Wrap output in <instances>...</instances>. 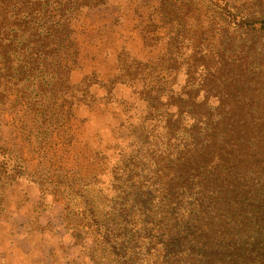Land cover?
<instances>
[{"label":"rangeland","instance_id":"rangeland-1","mask_svg":"<svg viewBox=\"0 0 264 264\" xmlns=\"http://www.w3.org/2000/svg\"><path fill=\"white\" fill-rule=\"evenodd\" d=\"M214 3L0 0V264H152L132 212L161 182L213 264H264V0H219L250 31ZM46 148L135 253L51 206Z\"/></svg>","mask_w":264,"mask_h":264},{"label":"trees","instance_id":"trees-1","mask_svg":"<svg viewBox=\"0 0 264 264\" xmlns=\"http://www.w3.org/2000/svg\"><path fill=\"white\" fill-rule=\"evenodd\" d=\"M214 6L219 9L220 14L225 16L228 21L239 27V30L250 31L244 25L248 20L240 19L235 13H233L227 5H221L219 0H216ZM261 22H254L259 24ZM249 28V27H248ZM264 28V25L263 27ZM51 151L53 154V160L58 157L59 165L52 172L48 173V179H52L51 184L54 185L55 190L53 194L56 200L53 201L51 206L57 205V210L62 216H66L68 210L75 211V203H79L80 214L79 219L89 228L93 229L96 235H99L102 239V243L107 246L115 244V240L108 238L110 235L109 229L106 228L107 224L111 226V232L113 236L123 237L121 243L126 251L131 254L135 253L125 235H128L129 230L125 229V235L120 232V229H124L129 223L128 219H125L122 223H119L118 218L120 215L116 214H102L101 211L94 207V203L90 199V195L87 191H82L78 188V172L80 168L73 166L70 163V156L64 158L63 154H59V150L45 149L43 155ZM70 155V152L65 153ZM64 171V172H62ZM178 172V171H177ZM177 172L175 174H177ZM174 174V175H175ZM176 179V178H175ZM173 179V181H175ZM172 181H169V185H172ZM165 185L167 183H160L155 192L150 193L147 196H140L143 200V205H136L135 212H132L137 216L139 222L135 224L139 225L138 232H142V241L146 242L150 248H154L157 252L154 255L152 264H172L176 259H182L187 255L192 254L198 264H213L211 254H208V246L204 243L203 237L205 236L204 226L200 223L202 220V213L192 211L190 214L186 213V218L174 216V205L171 202L165 203L167 196L173 197L170 191H166ZM158 194V195H157ZM44 198H42L41 205L44 206ZM157 201V203H156ZM49 205V204H46ZM201 201L197 199L195 207H200ZM74 208V209H73ZM85 214V216H84ZM109 216V219L108 217ZM132 217V214H131ZM64 225V224H63ZM66 226V225H65ZM4 227L2 226V229ZM177 229H179L177 231ZM105 235L102 236V231ZM140 238V235H134ZM98 237V236H96ZM189 238L192 241V245L188 244ZM117 239V238H116ZM120 244V243H118ZM175 244H178L175 247ZM120 249V245H117ZM222 245H217V248H221ZM121 255L125 256L122 252ZM149 256V255H147ZM127 261L125 264H129Z\"/></svg>","mask_w":264,"mask_h":264}]
</instances>
